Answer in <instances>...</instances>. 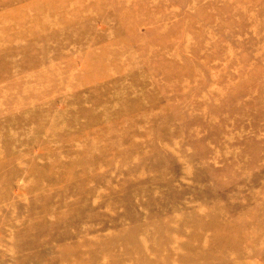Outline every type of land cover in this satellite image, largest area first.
<instances>
[{
    "label": "rangeland",
    "instance_id": "374dc122",
    "mask_svg": "<svg viewBox=\"0 0 264 264\" xmlns=\"http://www.w3.org/2000/svg\"><path fill=\"white\" fill-rule=\"evenodd\" d=\"M0 264H264V0H0Z\"/></svg>",
    "mask_w": 264,
    "mask_h": 264
}]
</instances>
